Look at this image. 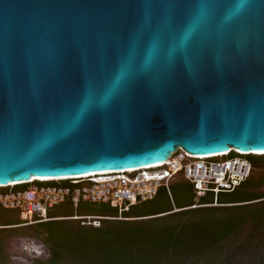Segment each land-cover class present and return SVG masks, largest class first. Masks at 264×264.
Wrapping results in <instances>:
<instances>
[{"label":"water","instance_id":"1","mask_svg":"<svg viewBox=\"0 0 264 264\" xmlns=\"http://www.w3.org/2000/svg\"><path fill=\"white\" fill-rule=\"evenodd\" d=\"M179 148L264 151V0H0V186Z\"/></svg>","mask_w":264,"mask_h":264},{"label":"trees","instance_id":"2","mask_svg":"<svg viewBox=\"0 0 264 264\" xmlns=\"http://www.w3.org/2000/svg\"><path fill=\"white\" fill-rule=\"evenodd\" d=\"M248 156L256 157L253 172L232 192L198 196L191 184L184 189L191 199L182 195L180 205L142 212L136 209L141 202L121 215L115 207L114 214H92L113 217L100 227L58 219L75 215L51 214L61 204L73 205L70 200L50 208L48 220L29 225H22L20 212L1 210L0 261L6 259L5 237L22 236L40 240L49 251L48 258H35L33 264H264V184H244L257 166L264 172V155ZM248 186L242 197H222Z\"/></svg>","mask_w":264,"mask_h":264},{"label":"built area","instance_id":"3","mask_svg":"<svg viewBox=\"0 0 264 264\" xmlns=\"http://www.w3.org/2000/svg\"><path fill=\"white\" fill-rule=\"evenodd\" d=\"M231 151L215 155L195 156L179 148L163 164L142 168L110 171L79 177L30 180L0 186V206L18 209L29 225L48 220L50 208L70 200L75 207L80 202L108 203L118 208L120 215L131 206L153 200L162 187L172 198L171 182L182 174L193 185L198 196L232 192L253 172L251 153ZM256 154V153H253ZM264 155V154H257ZM26 185L24 188H16ZM113 217L75 215L58 219L80 220L82 225L100 227L102 221Z\"/></svg>","mask_w":264,"mask_h":264},{"label":"rangeland","instance_id":"4","mask_svg":"<svg viewBox=\"0 0 264 264\" xmlns=\"http://www.w3.org/2000/svg\"><path fill=\"white\" fill-rule=\"evenodd\" d=\"M236 153H233L232 156H235ZM248 158L254 162L256 157L248 156ZM261 167L257 166L255 168V173L253 178L244 183V184H264V172L260 171ZM191 182H189L182 174L178 175L171 182V191L174 197V201H170L167 189L162 187L160 190V195L156 199V201H147L140 205H137L136 209H139L142 212H152L158 209L168 208L174 205L183 204L180 201V197L185 195L189 200L190 195L185 192L186 189L191 187ZM26 185L19 186L16 188H24ZM252 187V186H250ZM185 189V190H184ZM250 189L249 186L245 188H239L235 193H223L222 197L226 199H231L233 197H242L241 194L246 193L247 190ZM264 190V187H262ZM211 197L212 194H209ZM208 197V199L210 198ZM198 198V197H197ZM195 199V201H199ZM200 199V197H199ZM3 210L9 215L17 216L19 215L18 209H4V207L0 206V211ZM117 213V209L110 206L108 203H92L82 201L80 206L75 207L70 203H64L57 206L51 214L53 215H82V214H114ZM122 218V217H119ZM22 220V219H21ZM5 254L6 259L0 261V264H33L35 258H43L46 259L49 256V251L47 247L38 239L30 238V237H22V236H6L5 237Z\"/></svg>","mask_w":264,"mask_h":264},{"label":"bare ground","instance_id":"5","mask_svg":"<svg viewBox=\"0 0 264 264\" xmlns=\"http://www.w3.org/2000/svg\"><path fill=\"white\" fill-rule=\"evenodd\" d=\"M238 151L243 152V153L252 152V153H256V154H264V151H262V152L254 151V150H251V151H243V150H239V149H238ZM192 155L200 156V155H196V154H192ZM97 173H104V172H94V173L83 174V175H76V176H70V177H79V176H85V175H91V174H97ZM59 178H61V177H59ZM48 179H51V177H34L31 180H48ZM14 183H16V182H13L12 184H14Z\"/></svg>","mask_w":264,"mask_h":264},{"label":"snow or ice","instance_id":"6","mask_svg":"<svg viewBox=\"0 0 264 264\" xmlns=\"http://www.w3.org/2000/svg\"><path fill=\"white\" fill-rule=\"evenodd\" d=\"M185 39H187V36L185 37ZM127 75H128L127 70L122 68L121 71H120L119 76L117 77V83H119L120 81L124 80L127 77ZM86 108H87V102L82 107L81 114H83V112L86 110Z\"/></svg>","mask_w":264,"mask_h":264}]
</instances>
